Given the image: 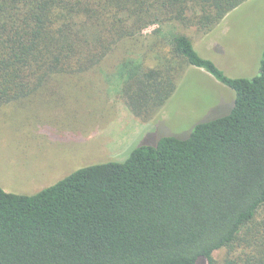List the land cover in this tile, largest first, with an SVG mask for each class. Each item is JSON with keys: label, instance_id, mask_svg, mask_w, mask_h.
<instances>
[{"label": "trees", "instance_id": "trees-1", "mask_svg": "<svg viewBox=\"0 0 264 264\" xmlns=\"http://www.w3.org/2000/svg\"><path fill=\"white\" fill-rule=\"evenodd\" d=\"M246 1L0 0V109L50 103L37 96L54 78L97 68L151 26L170 56L153 70L127 57L115 73L133 114L163 106L185 66L235 92L228 115L185 139L163 136L35 195L0 187L1 264H264V58L259 75L232 78L179 30L211 29Z\"/></svg>", "mask_w": 264, "mask_h": 264}, {"label": "rangeland", "instance_id": "rangeland-1", "mask_svg": "<svg viewBox=\"0 0 264 264\" xmlns=\"http://www.w3.org/2000/svg\"><path fill=\"white\" fill-rule=\"evenodd\" d=\"M157 28L145 29L139 42L120 43L101 65L75 79L65 78V85L54 78L55 90L37 96L50 103L3 105L1 188L35 195L83 167L124 162L140 146L156 145L163 136L185 139L196 125L230 113L235 92L192 66L176 74L175 90L163 106L147 105L135 114L129 110L115 75L117 66L137 55L144 58L146 70L162 66L161 56H170L169 47L155 46ZM179 30L229 77L259 75L264 58V0L244 2L211 29L191 24ZM214 256L222 263L227 250Z\"/></svg>", "mask_w": 264, "mask_h": 264}, {"label": "crops", "instance_id": "crops-1", "mask_svg": "<svg viewBox=\"0 0 264 264\" xmlns=\"http://www.w3.org/2000/svg\"><path fill=\"white\" fill-rule=\"evenodd\" d=\"M196 48V47H195ZM197 49V48H196ZM198 51V50H197ZM199 52V51H198ZM204 57V56H203Z\"/></svg>", "mask_w": 264, "mask_h": 264}, {"label": "water", "instance_id": "water-1", "mask_svg": "<svg viewBox=\"0 0 264 264\" xmlns=\"http://www.w3.org/2000/svg\"><path fill=\"white\" fill-rule=\"evenodd\" d=\"M1 264V263H0Z\"/></svg>", "mask_w": 264, "mask_h": 264}]
</instances>
